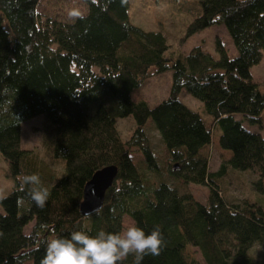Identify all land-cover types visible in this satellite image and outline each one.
I'll return each instance as SVG.
<instances>
[{
	"label": "trees",
	"instance_id": "16d2710c",
	"mask_svg": "<svg viewBox=\"0 0 264 264\" xmlns=\"http://www.w3.org/2000/svg\"><path fill=\"white\" fill-rule=\"evenodd\" d=\"M199 3L185 35L223 26L234 55L220 38L215 55L201 45L167 53L162 32L131 22L128 0H82L78 19L44 13L42 0H0V154L13 179L0 199V264H41L46 241L73 231L122 232L125 216L146 234L157 226L163 232L161 253L141 264H264L250 255L254 244L264 250L262 206L233 203L222 187L230 170L264 177V136L248 128L264 113V93L251 75L264 51V0ZM168 70L166 99L153 106L132 99L152 73ZM181 92L202 103L207 120L181 102ZM34 117L47 122L59 171L20 146L22 124ZM122 118L134 123L127 138L116 128ZM213 135L230 152L217 171L200 154ZM130 148L142 156L136 164ZM108 165L117 167L116 178L102 207L84 216L83 188ZM32 173L50 192L42 209L18 190L17 176ZM193 184L207 187L206 202L194 198ZM188 246L200 259L186 255Z\"/></svg>",
	"mask_w": 264,
	"mask_h": 264
},
{
	"label": "rangeland",
	"instance_id": "374dc122",
	"mask_svg": "<svg viewBox=\"0 0 264 264\" xmlns=\"http://www.w3.org/2000/svg\"><path fill=\"white\" fill-rule=\"evenodd\" d=\"M128 14L133 24L147 31H159L164 34L168 44L167 53L187 54L193 47L201 45L202 48L215 55L214 40L220 38L226 45L230 55L235 54V50L223 26L215 25L192 36L187 37L186 28L194 18L200 13L199 0H128ZM41 11L56 15L61 19L69 18V11L78 9L83 11L82 0H42ZM171 71L162 73H152L149 78L138 88L132 91L131 97L134 101L143 100L148 105L153 106L166 99L169 95L171 84ZM251 75L258 83L259 90L264 93V51L261 61L251 67ZM181 102L193 111L204 114L202 103L186 92L179 95ZM261 123L250 126V130H258L264 136V113ZM134 123L131 118L118 119L116 123L117 131L122 138H127L133 130ZM48 125L42 117H34L25 121L21 127L20 146L22 149L37 153L41 159L47 161L52 168L59 171L62 167L60 161L50 158L46 141L48 138ZM151 142L156 151L162 152L158 134L156 131L150 134ZM200 154L207 159L210 171H217L222 163L230 156V152L223 150L218 145V136L213 135L209 145L200 150ZM130 156L133 163L142 160L140 152L136 148H130ZM260 179L258 172L246 171L236 172L230 170L225 177L222 187L229 201L238 203L243 200L255 202L262 206L264 210V177ZM13 187V179L7 174V163L0 154V197L6 196ZM259 188V189H258ZM191 193L200 202H206L208 189L203 185H191ZM223 194V195H224ZM0 212L2 209L0 207ZM132 221L125 216L123 219V230L132 226ZM185 253L189 258L200 259L196 248L188 246ZM250 255L264 262V250L254 244L250 250Z\"/></svg>",
	"mask_w": 264,
	"mask_h": 264
},
{
	"label": "clouds",
	"instance_id": "9594fccd",
	"mask_svg": "<svg viewBox=\"0 0 264 264\" xmlns=\"http://www.w3.org/2000/svg\"><path fill=\"white\" fill-rule=\"evenodd\" d=\"M70 18H82L78 9L68 13ZM18 190L24 192L38 208H44L50 197L37 173L17 176ZM4 197H0L2 199ZM22 199L18 200V204ZM92 215V213H88ZM46 243V253L41 264H122L129 256L134 264H141L145 256L161 253L165 238L157 226L146 234L144 229L132 225L123 232L100 231L91 236L84 231H73L69 238H54Z\"/></svg>",
	"mask_w": 264,
	"mask_h": 264
},
{
	"label": "water",
	"instance_id": "95a60500",
	"mask_svg": "<svg viewBox=\"0 0 264 264\" xmlns=\"http://www.w3.org/2000/svg\"><path fill=\"white\" fill-rule=\"evenodd\" d=\"M117 175V167L108 165L95 171L83 188V198L80 203V213L98 211L103 204L106 191L111 187Z\"/></svg>",
	"mask_w": 264,
	"mask_h": 264
}]
</instances>
